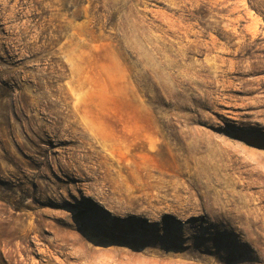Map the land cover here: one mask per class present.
I'll list each match as a JSON object with an SVG mask.
<instances>
[{
    "label": "rangeland",
    "instance_id": "rangeland-1",
    "mask_svg": "<svg viewBox=\"0 0 264 264\" xmlns=\"http://www.w3.org/2000/svg\"><path fill=\"white\" fill-rule=\"evenodd\" d=\"M0 264H264V0H0Z\"/></svg>",
    "mask_w": 264,
    "mask_h": 264
},
{
    "label": "bare ground",
    "instance_id": "bare-ground-1",
    "mask_svg": "<svg viewBox=\"0 0 264 264\" xmlns=\"http://www.w3.org/2000/svg\"><path fill=\"white\" fill-rule=\"evenodd\" d=\"M144 201L146 205L142 207V205H140L137 201L133 199H126L124 202L125 205H123V211H125V213L129 216H135L134 218H142L145 215H149L154 219V221H159L160 217L162 216V212L160 213V209H162V207H158L156 205V202H159L160 200L155 198L150 199L148 197L147 199L145 198ZM104 207L108 210H114V207H112V205L104 204Z\"/></svg>",
    "mask_w": 264,
    "mask_h": 264
}]
</instances>
